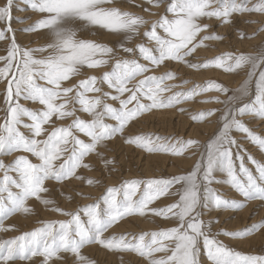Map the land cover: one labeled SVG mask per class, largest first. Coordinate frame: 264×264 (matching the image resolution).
Segmentation results:
<instances>
[{"label": "snow or ice", "instance_id": "6c2138e0", "mask_svg": "<svg viewBox=\"0 0 264 264\" xmlns=\"http://www.w3.org/2000/svg\"><path fill=\"white\" fill-rule=\"evenodd\" d=\"M130 2L157 18L150 20L116 6L106 7L111 0H21L23 7L17 10L39 16L26 24L25 18L13 16L15 0L0 3V42L5 45V54L0 55V82L6 83L0 154L13 157L8 163L0 159V232L15 228L5 225L13 215L35 214L29 201L65 217L39 221L40 226L34 230L0 239V264H36L35 257L41 258L38 264H97L84 252L89 246L111 253H135L146 264H202L201 244L207 264H264V246L260 254H244L218 239L249 238L256 232L264 235V220L242 230L223 228L213 233L212 226L220 220L205 218L213 210H239L246 201L264 202V162L253 157L234 135L239 133L264 152V136L254 132L246 119L264 120V72L256 78L254 90L248 86L231 90L215 84L224 95L230 91L233 94L227 102L217 100L227 103V107L220 112L216 132L190 170L171 177L122 178L118 185L110 186L103 185L102 179L81 174V169L93 170V157L102 165L98 171L115 172V157L106 156L100 149L110 150L109 143L117 138L141 150H153L154 134L124 132L135 128L142 114L171 107L180 102L178 97L195 94L192 89L164 100L160 96L164 81L175 79L176 74L167 70L160 75L149 73L161 65L167 69L169 61L184 62L193 50L189 45L223 41L224 36L213 31V24L205 20H214L221 27L231 24L243 39L233 16L244 11L264 12V0H258L251 9L244 0ZM153 8H163L164 14L152 12ZM14 20L25 26L14 28ZM94 28L123 39L113 47L82 38L84 29ZM18 31L40 36L43 42L35 47L22 45ZM201 32L205 35L197 40ZM136 37L141 38L139 43L126 46ZM117 49L126 55L121 56ZM245 58V54L222 53L203 65L190 66L234 71ZM247 59L253 66L258 59L264 63V52ZM102 66L109 70L101 76L71 83L73 77L85 74V69ZM21 101L40 107L28 108ZM218 111L196 113L193 123L215 116ZM66 120L70 123H58ZM155 139L164 138L156 135ZM193 143L199 141H182V145ZM183 150L179 146L173 152L179 155ZM74 181L90 187L103 186L104 190L93 197L72 188V194L65 196L64 190ZM225 185L227 189L221 191ZM58 191L68 200L80 197L91 202L66 210L56 199ZM161 198L171 202L153 206ZM130 217L149 221L160 218L169 226L151 232L106 235L114 225Z\"/></svg>", "mask_w": 264, "mask_h": 264}, {"label": "rangeland", "instance_id": "374dc122", "mask_svg": "<svg viewBox=\"0 0 264 264\" xmlns=\"http://www.w3.org/2000/svg\"><path fill=\"white\" fill-rule=\"evenodd\" d=\"M238 3L241 0H237ZM247 7L251 9L258 3V0H244ZM3 3V0H0ZM136 4L143 3V0H135ZM106 7L116 6L122 10L134 12L140 15H144L145 18L154 20L157 18L155 15H150L144 12L141 8L136 7L130 0H111L110 4ZM23 7L21 0H15V7L13 9V16L25 18L26 24L33 23L39 18L38 14H34L31 11H19L17 9ZM152 12L164 14V9H152ZM170 15V14H169ZM233 21L236 27L244 34V38L238 37L236 29L231 24H225L223 27L218 22L212 20H205V23L213 24V31L219 32L224 36L223 41L220 40H207L204 44L207 46H195V44L189 45L192 48L190 55L184 57V62L169 61L168 68L165 69L164 65L160 68L154 69L153 73L160 75L165 70L172 71L176 74L175 79H168L164 81L163 90L160 93L162 99L167 100L169 97H177L178 93H188L189 90L195 89V94L188 98L178 97L179 103H175L171 107L161 108L159 110H152L151 112L142 114L136 122L135 128L129 130L126 129L124 135L135 134H154L153 135V150L146 151L141 150L139 147H134L131 144H125L122 139L117 138L115 141L110 142L108 148L110 150L100 149L105 152L106 156H113L116 159L115 168L116 171L108 173L105 171H98L102 169V165L96 160L95 157L91 159L93 164V170L81 169L82 175L87 177H93L103 180V185H118L121 179L131 178H161L171 177L179 175L182 172L190 170L200 159L201 153L204 152V144L210 137L216 132L218 127L217 119L226 107L227 103H219L217 100L227 102L228 98L232 96L230 91L227 96L222 93V90H218L215 84L219 83L231 90H240L245 86L252 87L256 78L260 72H264V63L259 59L256 60L255 66L247 59L248 56L258 57L260 53L264 52V12L257 11H244L240 15L233 16ZM3 25H0L2 27ZM12 26L16 29H21L25 25L16 23L13 21ZM205 33L201 32L197 36V40L204 36ZM82 38L93 39L98 42L115 47L118 40H122V36L111 34L102 29H84L81 32ZM18 42L22 45L31 44L35 47L41 44L43 41L40 36L32 33L21 34L18 31ZM140 37L134 38L131 42H126V46L131 47L133 44L140 42ZM5 45L0 42V55H4L3 51ZM121 56H125L122 50L117 49ZM222 53H235L245 54L246 58L242 66L234 71H224L221 68L199 67L194 68L190 65H203L205 61L221 55ZM109 70L108 66H102L96 70L85 69V74L79 77H73L71 83H78L79 79H86L89 76L96 75L101 76L104 71ZM187 81V83H182ZM211 82V83H209ZM70 86V82H65ZM199 86V87H197ZM6 90V83L0 82V122L4 116L3 112V96ZM105 90H108L105 86ZM93 95V94H89ZM28 108H38L37 104L30 101H21ZM219 110L215 116H210L206 119L199 120L193 123V117L199 112H209L210 110ZM148 114V115H147ZM161 116V117H160ZM248 126L256 133L264 136V120H258L253 117H247ZM110 122V121H109ZM62 124L70 123V121L58 122ZM156 135L163 137L164 139L157 141ZM241 142L244 148L257 160L264 162V152H261L259 148L247 140H243L239 133H234ZM189 139L197 140L199 143H193L191 145H182V141ZM120 140V141H119ZM163 146V147H162ZM183 146L184 150L182 154H174L173 149L175 147ZM23 154V153H17ZM0 159H3L6 163L10 162L13 157L4 156L0 154ZM33 159V157H30ZM252 167L251 164L248 165ZM2 176V173H0ZM219 177L220 174L217 173ZM215 187H220L214 185ZM75 188L77 191H83L90 194L93 197L99 196L103 192V186L90 187L82 184L80 181H74L69 185V188L65 191V196L71 195V189ZM227 186L221 188V191H225ZM65 196H61L59 191L57 192L56 199L59 205L66 210L75 208L77 205H84L90 203V200H85L77 197L75 200H68ZM174 199V198H172ZM171 199L161 198L156 201L153 206L163 207L170 203ZM29 204L35 209V214L21 215L16 214L5 221V225H15V228L8 232H0V239H10L22 234L25 231L34 230L39 227V221L58 220L65 219L46 209L38 202L29 201ZM21 215V216H20ZM206 219H219L220 223L212 226L213 233L220 231L223 228L236 231L242 230L253 223L264 220V202L253 200L244 202V206L239 210H213L209 217ZM227 221V223H225ZM169 225L162 219L157 218L154 220H145L141 217H130L126 221L119 222L118 225H114L110 230V234H122V233H140L156 231ZM218 239L224 243V245L234 251H239L244 254H260L262 246H264V235L259 232L254 233L249 238H229L225 236H219ZM86 255L95 260L97 264H146L143 258L139 257L135 253H111L106 250L100 249L98 246H89L84 249ZM159 256L160 254H156ZM36 264H38L40 257L33 258ZM201 260L202 264H207L206 257L203 253V247L201 244ZM17 264H24V262H17ZM32 264V262H29Z\"/></svg>", "mask_w": 264, "mask_h": 264}, {"label": "bare ground", "instance_id": "6f19581e", "mask_svg": "<svg viewBox=\"0 0 264 264\" xmlns=\"http://www.w3.org/2000/svg\"><path fill=\"white\" fill-rule=\"evenodd\" d=\"M155 110V109H154ZM148 115V114H147ZM161 117V116H160ZM120 141V140H119ZM21 216V215H20Z\"/></svg>", "mask_w": 264, "mask_h": 264}]
</instances>
